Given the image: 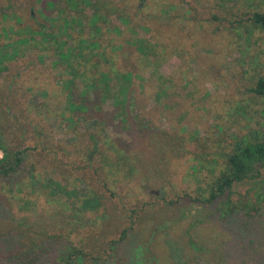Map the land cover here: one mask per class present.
I'll list each match as a JSON object with an SVG mask.
<instances>
[{
	"label": "rangeland",
	"instance_id": "374dc122",
	"mask_svg": "<svg viewBox=\"0 0 264 264\" xmlns=\"http://www.w3.org/2000/svg\"><path fill=\"white\" fill-rule=\"evenodd\" d=\"M46 1L0 0V27L37 28ZM51 1L55 9L44 13L56 31L72 15L66 0ZM90 1L107 18L99 32L71 24L73 44L91 34L99 43L70 62L75 72L53 53L44 64L30 61L31 43L0 77V148L22 152L19 173L0 176V264H55L69 247L97 254V264H264V215L220 217L224 202L244 204L253 180L206 201L225 155L264 133V96L251 92L264 79V29L250 20L264 0ZM100 72L111 78L108 89L95 87ZM127 73L124 116L108 98ZM257 170L264 181V166ZM30 177L44 190L20 211L6 187ZM83 199L92 202L86 211ZM32 237L38 246L23 251Z\"/></svg>",
	"mask_w": 264,
	"mask_h": 264
},
{
	"label": "trees",
	"instance_id": "16d2710c",
	"mask_svg": "<svg viewBox=\"0 0 264 264\" xmlns=\"http://www.w3.org/2000/svg\"><path fill=\"white\" fill-rule=\"evenodd\" d=\"M66 2L72 17L70 20L64 19L62 23L57 22L55 25L57 27L56 31H53L54 25L51 24L49 16L44 13L45 11H51L55 9L56 6L51 0L45 2V5L39 13L41 16H43L44 20L49 22V25H47V21H44L45 23L39 24L35 29L30 26H24L22 28H18L17 30H15L14 26L12 25L0 27V77L8 74L9 63L16 62L22 57H25L27 49L26 46L31 45V43H33V47L36 51H33L32 55L30 56V61L33 62L34 59H36L39 61V63L44 64V59H48L47 55L53 53V55L58 59L56 62L58 66L66 63L74 72L75 68H73L70 62L80 58L88 57L91 54V52L87 51L83 53V49H89L93 51L98 47L99 43L95 34H91L87 38L79 36L77 38V44H73L72 36L69 33L71 30V24H74L73 30H75V26L78 27L76 30H83L85 25L88 24L95 32H99L101 29L98 27V24L101 21L105 22L107 15L103 13L99 4H94L90 0H66ZM82 4H84L87 9L91 8L90 11H87V15L81 14L83 13V9L81 8ZM8 15H10V18L14 16L13 14L5 13L4 15H1V17L2 19H7ZM18 20L19 18L16 17V21ZM250 20L253 25L264 29V12L255 11L252 14ZM118 29V27L113 28L116 33H119ZM13 33H16L18 37L15 39L11 38V34ZM25 33H27L28 36L25 35ZM1 40L3 42H1ZM133 45H135L139 53L143 55L147 54V47L143 45L140 40H136ZM121 78L126 83L120 86L118 93L113 94L112 98L108 99L113 100L115 107H119L120 111L122 110L124 116H126L129 98L125 93L128 91V84L130 82L131 75L127 73L122 75ZM110 81L111 78L107 73L100 72L99 77L95 81V87H98L97 82H101L104 84V87L108 89L110 87ZM66 84L70 86L72 81H68ZM251 92L256 96L263 97L264 79H259ZM100 97L102 98V102H105L107 99L105 95ZM81 105L87 107V102L82 103ZM72 106L74 110L80 108L75 104H72ZM250 138L251 139L248 141L242 140L239 144H236L234 148L225 155L224 171L214 182L212 189L210 190V196L206 201L214 200L218 196L223 195L226 191H230L234 184L242 183L248 180H253L252 187L250 189L252 195L250 197H246L244 204H242L240 200L235 204H232L230 201L224 202L223 207L220 208V217H229L230 215H234L237 211H240L239 213L245 212L248 216H250L249 214L256 213L264 215V181H257V178L260 175L257 167L264 166V133L260 136H258L257 133H252ZM0 151L2 153V157L0 158V176L9 179L13 175L18 174L20 171L22 165V152L6 150L4 148H0ZM21 182L22 181H17L12 185L7 186L5 192L8 194L10 199L16 197L13 200L15 203L22 202V206H19V210L21 211L22 209L25 211L31 206L29 204L31 201L29 200L28 196H31L30 194L42 191L44 189L38 184L39 180L37 181L32 177L29 178L27 183ZM25 190L29 191L27 196H20L19 194ZM50 191L48 192L50 198L56 195L59 196L56 191L53 192L54 194H50ZM72 194L76 195L77 191L73 190ZM39 197L40 195L37 196L35 201ZM43 197L47 203L48 198L46 194L43 195ZM89 202L92 204L89 199L82 200L81 208L83 211H86L85 209H90L88 208ZM96 204H98V202ZM26 221L27 218H24L22 221L17 223V227L23 228V226L26 225ZM35 232L39 237L40 231L35 230ZM125 237L126 234L123 232L121 238L111 243V249L113 250L115 247L116 249H121V245ZM34 238L35 237L31 238V243L24 246V249H22L23 251H34V248L38 246L37 243L34 245ZM248 240V245H253L256 242L255 239ZM190 245L192 248L197 249L193 242H190ZM67 250L68 251L64 255L58 256L56 258L55 264H97L96 262H99L98 259H100L97 254H92L91 252L88 253L82 248L69 247ZM142 251L143 255L146 254L148 251L146 246L143 247ZM21 262L22 260L19 263ZM110 264L112 263L110 262Z\"/></svg>",
	"mask_w": 264,
	"mask_h": 264
}]
</instances>
